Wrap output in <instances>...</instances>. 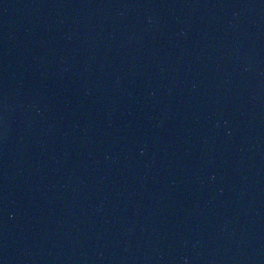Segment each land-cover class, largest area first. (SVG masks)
Here are the masks:
<instances>
[{"label":"water","instance_id":"1","mask_svg":"<svg viewBox=\"0 0 264 264\" xmlns=\"http://www.w3.org/2000/svg\"><path fill=\"white\" fill-rule=\"evenodd\" d=\"M0 264H264V0H0Z\"/></svg>","mask_w":264,"mask_h":264}]
</instances>
